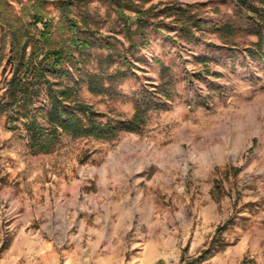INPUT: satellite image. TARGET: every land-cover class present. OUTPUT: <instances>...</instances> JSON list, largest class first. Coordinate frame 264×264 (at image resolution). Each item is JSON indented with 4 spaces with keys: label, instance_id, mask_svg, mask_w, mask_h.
Returning <instances> with one entry per match:
<instances>
[{
    "label": "rangeland",
    "instance_id": "rangeland-1",
    "mask_svg": "<svg viewBox=\"0 0 264 264\" xmlns=\"http://www.w3.org/2000/svg\"><path fill=\"white\" fill-rule=\"evenodd\" d=\"M158 2L195 5L209 26L192 43L154 33L111 94L85 84L79 92L97 111L128 120L142 88L160 83L154 60L171 67L175 94L140 132L66 138L54 154L33 156L0 115V264H264V53L248 56L257 39L243 22L234 40L214 33L213 25L240 24L232 0L146 7ZM89 9L102 33L120 30L107 4L93 0ZM10 72H1L0 102ZM231 218L226 250L195 262Z\"/></svg>",
    "mask_w": 264,
    "mask_h": 264
},
{
    "label": "trees",
    "instance_id": "trees-1",
    "mask_svg": "<svg viewBox=\"0 0 264 264\" xmlns=\"http://www.w3.org/2000/svg\"><path fill=\"white\" fill-rule=\"evenodd\" d=\"M100 1L113 11L118 32L102 33L99 16L89 9L93 0H18V9L9 0H0V76L11 69L0 115L10 131L27 141L33 156L54 154L66 138L107 142L123 133L140 132L150 113L164 109L175 94L177 81L171 67L154 60L161 68L160 83L142 88L128 120H114L81 101L82 85L93 95H109L133 74L134 58L151 46L154 33H176L179 40L192 43L209 26L191 4L158 2L146 7L154 0ZM232 1L240 24L213 25L214 33L222 40H234L243 22L245 35L257 39L245 50L258 59L264 53V0ZM50 7L58 11V19ZM91 63L96 67L88 71ZM74 72L83 77L77 80ZM233 225L231 218L218 229L195 262L225 251L229 244L224 232Z\"/></svg>",
    "mask_w": 264,
    "mask_h": 264
}]
</instances>
